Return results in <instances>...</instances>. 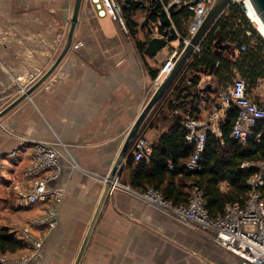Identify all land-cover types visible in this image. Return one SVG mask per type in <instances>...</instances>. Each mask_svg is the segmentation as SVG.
<instances>
[{"label": "crops", "instance_id": "0c3cea01", "mask_svg": "<svg viewBox=\"0 0 264 264\" xmlns=\"http://www.w3.org/2000/svg\"><path fill=\"white\" fill-rule=\"evenodd\" d=\"M73 6L74 0H0V112L59 57ZM126 13L121 8L125 26ZM144 15L137 10L131 19L139 24ZM137 39V32L133 36L122 29L109 6L106 10L100 0H81L67 53L42 84L0 117V227L20 238L22 228L30 226L41 241L38 250L25 245L0 254L5 264L23 257L26 264H74L126 133L159 83L158 67L180 44L174 40L150 58L139 50ZM214 81L203 76L198 87ZM252 96L258 99L256 93ZM203 102L200 118L212 107V101ZM156 107L140 131L150 143L162 132L160 121L158 127H146ZM40 140L59 143L61 169L50 186L61 199L52 228L35 223L51 201L25 206L16 188H31L33 181L24 171L33 142ZM119 179L104 200L78 264L235 261L200 230L147 201V190H134Z\"/></svg>", "mask_w": 264, "mask_h": 264}, {"label": "trees", "instance_id": "16d2710c", "mask_svg": "<svg viewBox=\"0 0 264 264\" xmlns=\"http://www.w3.org/2000/svg\"><path fill=\"white\" fill-rule=\"evenodd\" d=\"M191 16L192 9L185 7L172 17L181 46ZM125 18L128 31L134 36L138 23L131 19V14L126 13ZM159 29L162 32L163 27ZM246 31L250 35H246ZM136 43L143 52L145 44L139 39ZM242 45L245 47L243 50L240 48ZM203 76L214 78V85L208 83L198 87ZM237 76L243 78L249 88H254L258 80H264V40L249 22L242 3L232 2L203 36L198 49L148 120L146 127H158L159 121L162 123L159 126L162 132L151 143L149 155L135 161L129 151L126 165L119 170V180L140 192L151 188L173 206L187 202L189 184L194 183L203 192L205 208L210 217L221 215L226 204L243 203L250 189L248 179L258 168H242L241 163L264 160L261 123L255 131L261 132L259 140L254 134L242 144L230 136L237 109L229 108L219 122L220 135L210 131L206 133L204 150L196 169H189L186 165L194 153V144L186 140V129L182 125L187 113L199 119L203 101H212L213 105L216 92ZM140 134L144 135L142 132ZM125 169L127 175L123 178ZM221 184L226 189L222 190ZM260 191L264 199V186ZM24 247L21 238L7 227H0V254Z\"/></svg>", "mask_w": 264, "mask_h": 264}, {"label": "built area", "instance_id": "2783aa9c", "mask_svg": "<svg viewBox=\"0 0 264 264\" xmlns=\"http://www.w3.org/2000/svg\"><path fill=\"white\" fill-rule=\"evenodd\" d=\"M107 10L109 6L117 15L122 29L127 33L124 25L121 4L123 0H100ZM167 5L174 4L180 6L189 0H163ZM215 0H199L191 9L192 16L187 26V35L182 39V48L189 42L192 35L204 21V18ZM240 3V0H232ZM245 4V2H244ZM244 13L247 16L246 4ZM156 22L148 23L146 28L147 37L160 36ZM246 35H250L246 31ZM76 45H79L78 43ZM245 49L244 45L240 47ZM198 49V46L195 50ZM181 51L173 50L158 67L156 80L160 81L170 72L176 57ZM158 83V84H159ZM23 90L22 92H25ZM256 93L258 99L254 100L252 94ZM216 101L212 105L209 113L204 118H195L188 113L182 120V125L186 129L185 138L194 144V153L186 163L189 169L198 168V161L204 150L206 133L208 131L220 135L219 122L224 119L225 112L235 107L237 117L232 125L230 136L244 144L249 137L256 134L259 140L261 132H256L261 123V130L264 132V80H258L254 88H249L245 80L239 76L235 77L228 85L220 88L216 92ZM59 143L34 141L31 162L26 167L24 175L32 179L31 188H19L18 197L25 206H33L42 201H51L50 207L35 220V223L54 227L56 217V205L61 199V194L50 186L60 172L59 163ZM151 151V143L140 133L136 136L131 146L130 152L135 161L146 158ZM14 153H10L13 156ZM257 167V172L248 179L250 185L249 192L243 203L226 204L223 213L215 217H210L206 211V199L202 190L194 183L189 184V195L187 202L183 205L173 206L169 201L164 200L162 195L149 188L144 193V197L155 207L170 213L182 223L189 224L200 230L212 243L226 250L235 258L233 263L216 264H264V199L260 188L264 186V160L252 162L244 161L242 168ZM118 186L115 181L114 189ZM222 190L226 189L224 184L220 185ZM20 238L25 245L38 250L41 241L36 239L30 230V226H25L20 231ZM27 258L7 264H26ZM1 264H5L0 259Z\"/></svg>", "mask_w": 264, "mask_h": 264}, {"label": "water", "instance_id": "95a60500", "mask_svg": "<svg viewBox=\"0 0 264 264\" xmlns=\"http://www.w3.org/2000/svg\"><path fill=\"white\" fill-rule=\"evenodd\" d=\"M199 0H189L182 3L180 6L176 7L174 4L167 5L163 0H123L121 8L126 10L128 14H133L137 10L144 12V19L138 24L137 35L139 40L145 44L143 53L152 58L160 51L163 47L170 45L174 40H179V34L174 26L172 17L177 14L181 9L187 7L192 8ZM250 5L253 7L254 11L258 15L262 25L264 26V0H248ZM232 3V0H215L209 11L207 12L204 21L192 35L189 42L182 48L179 55L174 61V65L170 72L160 81L156 86L153 93L141 109L140 113L137 115L136 119L132 123L130 129L126 133L123 145L108 173L106 179L104 180V188L100 200L95 209L94 215L91 219L85 237L82 241L80 249L78 251L77 257L74 264H78L81 255L85 249L86 243L89 239L91 231L94 224L100 214L102 205L108 193L112 190L115 181L118 180V173L123 165V162L128 157L129 151L133 144L134 139L140 133L141 128L151 114L153 109L159 104L163 97L169 91L171 85L181 72V70L186 65L187 61L195 51L196 47L199 45L203 36L208 32V30L215 23L217 18L224 12L228 5ZM81 0H74V6L72 15L70 18V28L68 35L64 44V47L53 63V65L40 77L33 85H31L25 92H23L19 97H17L11 104H9L5 109L0 112V117L13 108L16 104L26 98L33 90H35L44 80L53 72L61 58L67 53L71 41L72 35L75 28V24L78 19V12L80 8ZM155 18L156 21H152ZM151 22H156L157 30L160 31L159 27H163L160 36L147 37L143 31L144 24Z\"/></svg>", "mask_w": 264, "mask_h": 264}, {"label": "bare ground", "instance_id": "6f19581e", "mask_svg": "<svg viewBox=\"0 0 264 264\" xmlns=\"http://www.w3.org/2000/svg\"><path fill=\"white\" fill-rule=\"evenodd\" d=\"M246 4V9H247V16L249 19L254 23L257 31L264 36V26L262 25L258 15L254 11L253 7L250 5L248 0H243ZM158 85V84H157ZM156 85V86H157Z\"/></svg>", "mask_w": 264, "mask_h": 264}, {"label": "rangeland", "instance_id": "374dc122", "mask_svg": "<svg viewBox=\"0 0 264 264\" xmlns=\"http://www.w3.org/2000/svg\"><path fill=\"white\" fill-rule=\"evenodd\" d=\"M240 3H242V5H243V7H245V4H244V1L243 0H240ZM247 18H248V20H249V22L251 23V25H252V27L255 29V31L258 33V35H260L262 38H263V40H264V36H262L258 31H257V29H256V27H255V25H254V23L249 19V17L247 16ZM182 50V46L180 45V44H178V46H177V51L179 52V51H181ZM152 90V89H151ZM154 91V90H153ZM153 91H150L149 92V94H148V96H147V98L149 99V97L151 96V94L153 93ZM147 99V100H148Z\"/></svg>", "mask_w": 264, "mask_h": 264}]
</instances>
